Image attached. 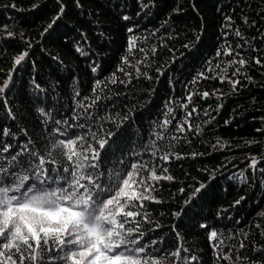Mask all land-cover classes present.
Segmentation results:
<instances>
[{"label":"snow or ice","instance_id":"1","mask_svg":"<svg viewBox=\"0 0 264 264\" xmlns=\"http://www.w3.org/2000/svg\"><path fill=\"white\" fill-rule=\"evenodd\" d=\"M45 2L36 0L30 9L38 10ZM95 2L93 12L85 10L83 0H54L46 13L50 19L43 25L35 44L33 38L16 30L15 23L11 27L7 22L0 24V45L5 46V50L8 47L20 49L12 56L11 67L0 76V111L3 112L0 116V264H206L194 248L188 247L182 235L180 222L185 218L190 228L198 233L202 230L206 236L213 253L212 264H264V210L256 213L259 219L247 230L230 231L228 245L216 230L217 227L227 228V224L220 223L223 220L239 225L231 210L246 200L245 195H238L224 206L222 199H218L220 186L217 179H224L230 166L236 168L231 159L226 158L211 169L207 166L197 168L204 174L203 178L193 177L192 184L182 182L168 200L156 194L164 187L162 182L176 179L166 166L173 157H189L195 162L212 152L223 153L232 147H240L216 137L215 143L204 151L187 154L174 151L173 142L183 138L185 144L191 143L183 134L195 133V139L199 140L201 125L210 127L215 119L208 110L211 105H208L203 108L207 119L193 127L191 118L199 115L198 101L215 96V111H219L223 107L221 98L226 94L214 89L212 93L187 90L182 99L169 95L162 105L163 113L157 112L145 121H151L150 132L145 137L136 115L150 107L155 88L146 87V94H129L127 91L134 79L137 84L147 81L150 85L153 80L158 82L175 70L177 64L182 70L187 67L186 52L200 50L202 30L189 26V35L176 26L180 14H186L189 9L200 15L196 0H176L160 25L174 46L163 40L159 45L149 46L148 39L135 31L138 22L133 19V12L127 10V0ZM236 2L239 6L241 0ZM261 3L264 4V0ZM134 4L138 9L134 15L141 17L152 14L157 0H134ZM244 6L252 5L245 0ZM0 7L25 11L15 0ZM225 7L231 8L221 5L217 11L224 13ZM235 10L231 8V11ZM70 12L73 15L70 16ZM106 12L116 16L115 28L106 26ZM250 16L251 13L241 10L239 19L243 25L254 28L257 18ZM257 16L264 17V10ZM70 19H75L77 24H67ZM223 21L219 32L221 39L213 44L214 55L203 61V71H197L195 75L189 73L192 78L185 84V89L198 84L201 79L215 78L221 83L226 81L230 91L237 93L253 81L245 70L249 64L245 55L250 56L252 63L264 68V60L259 58L260 48L249 41L239 26L233 27V16L224 13ZM120 30L127 33L126 43L121 45L123 54L116 71L102 81L100 73L113 55L112 46ZM158 32L159 29H154L151 36L159 40ZM232 35L239 39L231 41ZM256 39L264 42V32L253 37V41ZM45 40H64V47L72 58L84 60L83 76L92 82L89 89L80 83L79 70L76 74L69 73L67 79L73 81L74 87L68 109L52 103L56 100L57 87H44L35 77L30 76L25 84L22 74L20 86L15 87L14 73L29 67L31 50ZM158 47L166 48L169 54L163 63L158 62ZM42 51L47 52V49ZM136 52L141 54L139 58ZM48 55L49 74L55 77L57 84L66 82L61 80L62 72L67 70L64 59L59 54ZM220 57L229 59L221 63L216 60ZM214 63L219 69L215 76L212 75ZM125 66L135 69L134 76ZM229 68L232 69L230 75ZM31 69L36 70L34 60ZM152 71L156 73L155 77ZM2 72L4 70L0 69ZM116 73L122 76L118 77ZM241 77L248 84L241 83ZM110 85H122L124 90H114ZM168 85L174 87L171 77ZM14 90L27 104L23 112L28 114V108H32L40 118L38 123L43 126L44 135L38 134L33 139L26 124L14 129L12 123H7L17 119L23 122L27 118L26 115L18 116L21 109H13L8 100ZM178 115L180 118L176 119ZM173 121L176 135L170 133ZM229 123V120L224 121L225 125ZM255 132L264 138V127H256ZM243 144L249 148L244 155L245 168L251 170V176L240 171L237 186L264 188V139L250 138ZM253 145L261 147L259 154H251ZM158 153L162 163L156 162ZM227 179L237 180V175L229 173ZM210 203L220 205L211 223L207 215L189 214L193 208L202 210ZM152 204L161 208H152ZM164 205H167L166 209ZM162 218H167L168 223H163ZM170 239L172 244H169Z\"/></svg>","mask_w":264,"mask_h":264},{"label":"trees","instance_id":"2","mask_svg":"<svg viewBox=\"0 0 264 264\" xmlns=\"http://www.w3.org/2000/svg\"><path fill=\"white\" fill-rule=\"evenodd\" d=\"M9 0H0V6L8 3ZM36 2V0H15V3L25 9V11L17 12L11 8L5 10L3 7H0V24L7 22L10 27L15 23L17 31H23L24 34L30 38H33V43L35 44L36 40L39 39V32L42 30L43 25L50 19V15H46L52 7L54 0H46L44 6L37 9H30V5ZM198 7L200 9V15H196L190 9L187 13H182L179 16V19L176 21V26L182 28L184 31L191 34V28H200L203 33V42L200 45V50L197 52L193 50L192 52H186L188 60L185 61L187 67H183L180 64L175 66V70L168 72L166 75L162 76L161 79L157 82H153L149 85V82L142 81L137 84L135 79L133 84L127 90L129 94H134L136 92H145L146 87L155 88L154 95L151 100L150 107L146 111L137 112L136 121L139 125V128L147 136V133L150 132L149 124L151 121L145 122L150 116H156L157 112L163 113L164 109L162 107L163 103L166 101L169 95L175 96L179 99H182L187 90H193L196 92L209 91L212 93L214 89H220L226 95L221 98L223 107L219 111H215V105L217 103L215 96L206 98V101H198L197 107L199 109V115H194L192 119L193 127L196 123H200L202 120L207 119L203 115V108L211 105L208 109L212 116L215 117L212 125L205 126L201 125L202 132L200 133L199 140L195 139V133H185L184 137L191 140V143L185 144L184 139L182 138L179 142L174 143V151L177 154H187L190 151H204L208 145L215 143V138L220 137L222 141H228L230 145L234 146L239 144V148L232 147L230 150H226L223 153L220 151L212 152L210 156H203L198 158L195 162L189 158L185 157L184 159H176L173 157L169 162H167V167L169 168L170 174H172L176 179L173 182H162L164 187L158 189L157 195L164 199L168 198L176 192V188L180 186L183 182L185 184L194 183L193 177L197 179L203 178L204 174L197 171V168L207 166L209 169L215 167L217 164L222 163L226 158L231 159L236 165V168L229 167V172L225 173L224 179H217V184L220 186V192L218 199H222L224 206L230 204L238 195H245L246 200L241 203V205L236 206L232 211V215L240 222L237 225L235 222L229 223L227 220L220 221L221 224H227V228L217 227L218 233L222 235L224 244L228 245V234L230 231H240L241 229L247 230L250 225L259 219L256 216L258 211L264 210V188H261L259 185L252 187L251 189H245L238 187V173L240 171L248 172V175L251 176V170L246 169L245 165L247 160L244 153L249 151V148L245 147L243 141L250 138L264 139L261 138L256 132V127H264V68L251 62V58L248 55H245V59L249 60V64L246 66V71L248 75L253 77L252 83L248 84L243 77L240 78L241 83L248 84L247 87L240 88L237 93H232L230 91V86L227 82L221 83L218 79H201L196 85H189V89H185V84L191 80L192 75H195L197 71H203L202 68L203 61L214 55L213 44L217 43L221 38L219 37V32L221 31L220 25L224 22L223 15L227 13L233 16L234 25L233 27L239 26L241 30L248 37L250 42H254L258 45L261 50L260 59L264 60V42L256 39L253 41V37L258 36L259 32H264V17H258L257 14L264 10V4L261 3V0H247V2L252 5L251 7H245V0H241L239 6L237 5L236 0H196ZM86 11H95L96 2L95 0H83ZM176 0H157V4L152 14L142 15L141 17H136L134 12L138 9L135 8L134 0H127V10L133 12V19L137 20L138 27L135 30L136 33L141 37H146L148 39L149 46L153 43L159 45L161 40L169 44V46H174L173 41L167 40V35L163 29L160 28V25L165 19V16L171 11V8L175 6ZM221 5H230L231 8L236 9L235 12L231 11V8L225 7L224 13H220L217 9ZM259 5V7H255ZM241 10L244 13H251L250 18L256 17L257 24L254 28H249L246 25H243L240 21ZM73 15V13H69ZM105 24L110 25L115 28L117 24L116 16L111 12H106L105 14ZM69 25H76L77 21L75 19H70L66 21ZM154 29H159L157 36L160 37L158 40L157 37L151 36V32ZM127 33L123 30H120V34L115 37V44L113 47V55L104 63L103 69L100 73V79L105 80L109 74L116 71V66L119 61L120 55L123 54V49L121 45L126 43ZM231 41H237L239 38H236L234 35L229 38ZM243 43L242 41H240ZM22 43V42H21ZM65 41L58 40L56 42H49L45 40L43 43H40L38 47H35L31 50L30 57L28 58L27 69H21L14 73L16 80L15 87L20 86V77L23 74V80L25 84L28 83L30 76L35 77L38 83L44 87L55 86L58 88L56 92V100L52 103H57L63 109H68L71 104V95L73 94V81L67 79L69 73L76 74L79 70V75L81 77L80 83L85 85L87 88H91L92 82L83 76L85 69V62L83 59H73L69 54V51L64 47ZM141 46H144L141 44ZM234 47V43H233ZM47 49V52L42 51ZM20 49L17 47H8L5 50V46L0 45V69H3L4 72L0 73L2 76L7 70L11 67V58L15 55ZM150 53V47L147 48ZM59 54L67 66V70L62 72L61 80L66 81L60 84H57L54 76L49 74V55ZM136 57L141 56L140 53H135ZM167 49L160 48L157 49L158 62L163 63L164 60L168 57ZM256 55V53H253ZM229 59V57H220L216 58L218 62H223ZM33 60L36 62V70L33 72L31 65ZM134 63V61H133ZM143 67V65H141ZM126 70H129L135 73L134 68H128L125 66ZM213 76L219 69L215 68V63L213 64ZM231 68L228 69V74H231ZM191 73L192 75H189ZM118 77L122 76L120 73H116ZM153 77L156 76L154 71L151 72ZM169 77L172 78L174 82V87L170 88L168 85ZM102 86V85H101ZM114 90H124L122 85H110ZM79 90V89H77ZM146 94V92H145ZM143 100V97H141ZM8 100L11 102L13 109H21L18 112L19 115H26V119L21 122L17 119L12 123L13 128L22 126L26 124L28 127L29 133L32 135L33 139L37 138V135H44L43 126L38 123L40 119L34 112L32 108H28V114L23 112V108H27V104L23 101V98L15 90L9 94ZM177 112L179 108L177 106ZM30 114V115H29ZM3 115V112L0 111V116ZM70 115V113H69ZM179 115L176 119H179ZM229 120V124L225 125L224 121ZM170 133L176 135L175 132V121L170 125ZM24 139V137H21ZM207 142V143H205ZM211 151V149H208ZM261 147L253 145L251 147V154H259ZM159 153L157 154V163H162L158 160ZM159 172L160 170L157 169ZM187 173V175H185ZM229 173H235L237 175V180L230 181L227 179ZM226 189V191H225ZM177 199H179V194H177ZM152 208H161L160 205H151ZM165 209L167 205L163 206ZM220 207L218 203H210L206 205L204 209L193 208L189 213L199 212L201 215L208 216V222L211 223L214 219V214L217 209ZM162 222L167 224L168 219L162 218ZM180 230L187 245L190 248L198 253L200 257L206 262V264H212L213 253L211 248L208 245L206 236L201 232H197L196 229L190 228L188 226V221L185 220L180 222ZM234 242V241H233ZM173 240H169V244H172Z\"/></svg>","mask_w":264,"mask_h":264}]
</instances>
